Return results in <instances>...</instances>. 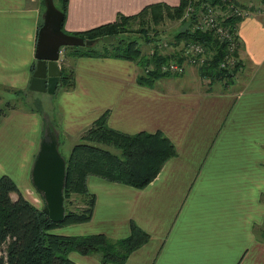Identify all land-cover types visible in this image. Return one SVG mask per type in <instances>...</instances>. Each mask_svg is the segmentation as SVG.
<instances>
[{"label": "crops", "instance_id": "obj_1", "mask_svg": "<svg viewBox=\"0 0 264 264\" xmlns=\"http://www.w3.org/2000/svg\"><path fill=\"white\" fill-rule=\"evenodd\" d=\"M178 2L68 0L62 29L82 32L114 22L117 14H136L152 3L175 7ZM42 3L0 0L4 87L27 88ZM238 38L241 67L238 64L228 83L201 76L194 67L192 80L167 76L150 87L136 81L141 70L131 61L73 58L74 89L58 87L53 94L61 133L74 136L107 110L112 129L128 134L160 130L173 142L177 155L143 189L87 177V189L95 195L92 217L67 225L59 235L101 233L123 239L133 223L148 239L124 264H264V237L259 232L264 222V17L241 19ZM5 112L0 120V176L11 178L21 193L29 185L41 116L21 108ZM74 252L68 258L76 264H101Z\"/></svg>", "mask_w": 264, "mask_h": 264}, {"label": "trees", "instance_id": "obj_2", "mask_svg": "<svg viewBox=\"0 0 264 264\" xmlns=\"http://www.w3.org/2000/svg\"><path fill=\"white\" fill-rule=\"evenodd\" d=\"M214 1L221 0H211ZM67 4L68 0H63L59 8L64 14L63 24ZM185 7L186 0H179L175 7L165 3H152L136 14L127 17L117 14L114 22L70 33L79 35L84 40L91 39L102 43L97 50L83 49L79 46L65 47V56L76 58L92 55L131 60L141 70L136 81L140 85L152 87L159 78L178 76L162 72L159 68L161 64L170 58L183 61L181 52L186 45L190 42H199L210 53L208 63L198 69L199 75L228 83L238 67L231 72L217 69L216 64L224 57L225 50L224 45L210 32L201 33L184 25L173 37L176 46L182 44L180 49L162 54L157 46H153L151 55L141 53L136 40L123 39L127 28L137 22L140 25L138 31L145 32L142 35L146 41L149 40L146 34L150 26H158L164 18L180 20ZM229 23L233 24L234 21ZM106 36L112 37V40L102 41ZM148 65H152L153 69L146 72ZM60 72L61 89L64 91L73 85L74 71L71 67L65 70L62 65ZM1 87L15 96L20 92L11 87ZM8 106L10 105H5L10 109ZM4 114L5 111L0 112V116ZM107 116L106 112L95 119L83 135L82 142L74 144L67 157L63 156L66 175L62 193L65 211L62 221L51 222L42 211V207L34 206L20 193L11 178L7 175L0 176V264H76L68 258L71 251L85 256L95 255L101 264H124L127 256L148 239V235L133 223L130 225V235L123 239H110L101 233L68 236L52 232L60 225L83 223L91 218L95 195L89 193L87 189V177H99L107 182L143 189L158 175L165 162L177 155L173 142L160 130L132 134L116 131L109 127ZM12 194L15 195L14 198ZM72 195L80 196L82 201H85V209L68 208Z\"/></svg>", "mask_w": 264, "mask_h": 264}, {"label": "water", "instance_id": "obj_3", "mask_svg": "<svg viewBox=\"0 0 264 264\" xmlns=\"http://www.w3.org/2000/svg\"><path fill=\"white\" fill-rule=\"evenodd\" d=\"M43 7L34 47L35 63L27 88L33 92L54 94L61 85L59 63L62 58L59 57V49L90 46L95 41L64 32V14L55 6L54 0H43ZM111 40L110 36L102 39L106 42ZM57 146V133L49 126L39 141L30 170V186L42 198V211L51 222L62 221L65 212L62 197L66 175L65 159Z\"/></svg>", "mask_w": 264, "mask_h": 264}, {"label": "rangeland", "instance_id": "obj_4", "mask_svg": "<svg viewBox=\"0 0 264 264\" xmlns=\"http://www.w3.org/2000/svg\"><path fill=\"white\" fill-rule=\"evenodd\" d=\"M40 1L42 3V0H40ZM62 2H63V0H54V4L58 9L61 8ZM41 9H43V3H42ZM180 20H181V18H180ZM180 20H178V18L175 20L169 19V18H164V20L158 26H156V27L150 26L148 28V32L146 34L147 36H149V40H147V41L144 39V37L142 35L143 33L145 34V32H141V31L139 32L138 29L140 28V25L137 22H135V23H132L131 26H129L127 28V32L124 33L123 39H125V40H128V39L136 40L137 41L136 45L139 46L141 53H144V54H146V53L149 54L150 53L149 50L152 49L153 46H162L164 48V50L172 51V49H175L176 47H178L175 45L173 37L175 36V34H177V32L180 31V28L185 25ZM148 21H149V19H148ZM99 47H100L99 44L94 43V44H91L90 46H84L82 48L83 49H89V50H97V49H99ZM171 47H173V48L171 49ZM65 53H66V48L62 54L64 56L63 60H62L63 61V64H62L63 68L65 70L68 67H71L73 69V67L71 65L73 62V58L69 57L67 55L65 56ZM105 57H108V56H105ZM234 57L236 58V61L238 62L236 50L234 53ZM120 59H122V58H120ZM123 60L131 61V60H127V59H123ZM131 62H133V61H131ZM238 64H239V62H238ZM239 67H241L240 64H239ZM194 73H195V68L191 66L188 68V71L185 70L184 73L179 74L178 76L177 75H175V76L171 75L169 77L171 78V80H176V81H179V80L181 81V79L188 78V77H189L188 79L192 80V78L193 79L195 78V75H193ZM1 86H4V85H0V88H2ZM74 87H75V84H74V76H73V85L70 87H67L65 90L66 91L72 90V89H74ZM53 97H54L53 94H48V95L42 94V95H40V94H37L36 92H31L30 90H28V88H25L24 90L19 92V94L17 95V98L15 99V98H13V95L8 94V92H5L2 89H0V109L2 112L6 111V110H11L14 108H21L24 111L35 110L36 112H38L41 116V119L39 122L40 123V127H39L40 139H41L43 133L46 132L47 127L50 126V128H54V130L57 133V140H58V146L57 147L58 148L60 147V149H59L60 154L62 155V157L64 156V158H65L69 155L70 150L74 144H78V143L82 142L83 135L86 134L87 129H89V127L92 125V123L94 121L91 124H89L88 126L81 129V131L76 133L74 136L68 135L64 131L61 133L60 132L61 130L59 131V129H61V126L59 125V119H57V116H56L57 113L59 115V112H58L59 109H57V107H56V109L53 107V104H55ZM5 105H10V106H8V107H10V109H7L5 107ZM56 106H57V104H56ZM106 112H107V110H106ZM106 112L102 113L100 116L106 114ZM107 114H108V112H107ZM4 116H5V114L3 116H0V120H2L4 118ZM100 116H98V117H100ZM97 118H95V119H97ZM40 139H39V141H40ZM109 148L111 150H113L112 147H109ZM21 194L27 200H29L32 204H34V206H36L38 208L43 207V200L40 198V195L34 190V188L32 186H30V178H29V185H27L25 191L21 192ZM12 197L14 198L15 195L12 194ZM70 202H71V204L68 205L69 209H72V208H79V209L83 208V209H85V205H86L85 201L83 202L82 199L80 198V196L72 195L70 198ZM85 222H87V221H85ZM85 222H83V223H85ZM73 224H79V223H73ZM73 224H70V225H73ZM262 226H263V228H261L259 230V232H261V235L264 237V235L262 234V232H264V222H263ZM64 227H67V225H60L59 227L54 228L52 230V232L56 233V234H59V233L61 234ZM74 253H78V252H74ZM74 253H71V254H74ZM77 255L80 256L79 253ZM89 256H91L92 258H96V260L98 259L95 255H89Z\"/></svg>", "mask_w": 264, "mask_h": 264}, {"label": "built area", "instance_id": "obj_5", "mask_svg": "<svg viewBox=\"0 0 264 264\" xmlns=\"http://www.w3.org/2000/svg\"><path fill=\"white\" fill-rule=\"evenodd\" d=\"M253 16L264 17L263 1L255 0V2L240 5L232 0L219 2L186 0L181 21L194 31L212 33L224 45L225 55L217 62V69L231 72L238 67V62L234 57L235 50L240 45L238 22ZM230 21H234V23L230 24ZM153 49L154 47L150 50V55L153 53ZM157 49L161 50L162 54L166 51L162 50V46H157ZM64 50L65 48L59 49L60 58H62ZM181 54L184 57L183 61L170 58L166 63L159 66L161 71L179 75L184 72L186 66L203 68L210 59V53L199 42H190ZM146 68V72L153 69L152 65H148Z\"/></svg>", "mask_w": 264, "mask_h": 264}, {"label": "flooded vegetation", "instance_id": "obj_6", "mask_svg": "<svg viewBox=\"0 0 264 264\" xmlns=\"http://www.w3.org/2000/svg\"><path fill=\"white\" fill-rule=\"evenodd\" d=\"M63 57H64V56H62V60H63ZM60 62H61V61H60ZM62 64H63V62L61 63V65H62ZM60 87H61V85L59 86V88H60Z\"/></svg>", "mask_w": 264, "mask_h": 264}, {"label": "bare ground", "instance_id": "obj_7", "mask_svg": "<svg viewBox=\"0 0 264 264\" xmlns=\"http://www.w3.org/2000/svg\"><path fill=\"white\" fill-rule=\"evenodd\" d=\"M159 55V54H158Z\"/></svg>", "mask_w": 264, "mask_h": 264}]
</instances>
